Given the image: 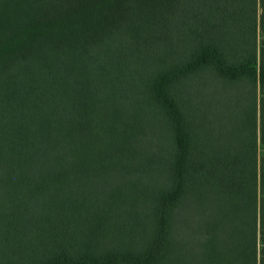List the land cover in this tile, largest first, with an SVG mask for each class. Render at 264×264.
<instances>
[{"label":"trees","instance_id":"16d2710c","mask_svg":"<svg viewBox=\"0 0 264 264\" xmlns=\"http://www.w3.org/2000/svg\"><path fill=\"white\" fill-rule=\"evenodd\" d=\"M258 30L264 0H0V264H264Z\"/></svg>","mask_w":264,"mask_h":264},{"label":"rangeland","instance_id":"374dc122","mask_svg":"<svg viewBox=\"0 0 264 264\" xmlns=\"http://www.w3.org/2000/svg\"><path fill=\"white\" fill-rule=\"evenodd\" d=\"M261 13V11L259 10V14ZM263 32L261 30H258L257 33V43H258V48L262 47L263 44ZM264 155V144L263 143H259L258 141V159L261 158Z\"/></svg>","mask_w":264,"mask_h":264},{"label":"crops","instance_id":"0c3cea01","mask_svg":"<svg viewBox=\"0 0 264 264\" xmlns=\"http://www.w3.org/2000/svg\"><path fill=\"white\" fill-rule=\"evenodd\" d=\"M263 35H264V32H263ZM263 40H264V37H263ZM263 43H264V41H263ZM262 46H263V44H262ZM261 158H264V155Z\"/></svg>","mask_w":264,"mask_h":264}]
</instances>
